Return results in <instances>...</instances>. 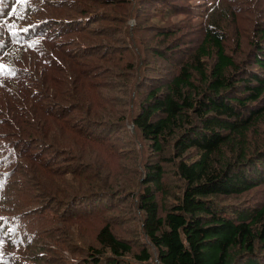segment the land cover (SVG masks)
Returning <instances> with one entry per match:
<instances>
[{"label":"trees","instance_id":"1","mask_svg":"<svg viewBox=\"0 0 264 264\" xmlns=\"http://www.w3.org/2000/svg\"><path fill=\"white\" fill-rule=\"evenodd\" d=\"M0 64V264H264V0H0Z\"/></svg>","mask_w":264,"mask_h":264},{"label":"snow or ice","instance_id":"2","mask_svg":"<svg viewBox=\"0 0 264 264\" xmlns=\"http://www.w3.org/2000/svg\"><path fill=\"white\" fill-rule=\"evenodd\" d=\"M28 2V0H16V3L19 5H24ZM16 9L13 8L12 10V14H15ZM14 27V26H13ZM5 70V66L3 64H0V72H3ZM3 218L0 217V220H2ZM0 227H3V225H0ZM9 231H11V229H9Z\"/></svg>","mask_w":264,"mask_h":264},{"label":"rangeland","instance_id":"3","mask_svg":"<svg viewBox=\"0 0 264 264\" xmlns=\"http://www.w3.org/2000/svg\"><path fill=\"white\" fill-rule=\"evenodd\" d=\"M196 1H198V0H196Z\"/></svg>","mask_w":264,"mask_h":264}]
</instances>
